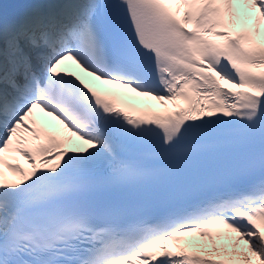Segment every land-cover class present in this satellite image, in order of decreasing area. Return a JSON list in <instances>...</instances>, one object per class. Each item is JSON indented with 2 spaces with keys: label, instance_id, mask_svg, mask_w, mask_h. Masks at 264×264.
Instances as JSON below:
<instances>
[{
  "label": "snow or ice",
  "instance_id": "snow-or-ice-1",
  "mask_svg": "<svg viewBox=\"0 0 264 264\" xmlns=\"http://www.w3.org/2000/svg\"><path fill=\"white\" fill-rule=\"evenodd\" d=\"M262 23L264 0L0 3V264H264Z\"/></svg>",
  "mask_w": 264,
  "mask_h": 264
},
{
  "label": "bare ground",
  "instance_id": "bare-ground-1",
  "mask_svg": "<svg viewBox=\"0 0 264 264\" xmlns=\"http://www.w3.org/2000/svg\"><path fill=\"white\" fill-rule=\"evenodd\" d=\"M80 144H81V142H79V141H76L75 142V145H77V146H80ZM190 239H195V240H200V239H197V238H190ZM224 243H227V241L226 242H224Z\"/></svg>",
  "mask_w": 264,
  "mask_h": 264
}]
</instances>
